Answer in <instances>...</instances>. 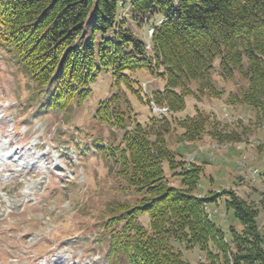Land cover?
<instances>
[{
	"label": "trees",
	"instance_id": "obj_1",
	"mask_svg": "<svg viewBox=\"0 0 264 264\" xmlns=\"http://www.w3.org/2000/svg\"><path fill=\"white\" fill-rule=\"evenodd\" d=\"M130 8L139 24L151 21L150 48L123 26L118 0H0V50L47 87L42 110L81 104L102 68L139 99L141 87L129 72L143 69L164 79L145 102L167 105L169 117L141 123L119 92L94 110L95 120L122 131L103 152L119 188L134 195L105 207L109 216L101 226L109 254H123L130 264H264L257 208L235 191H223L242 225L230 228L229 240L207 211L218 193L195 192L202 164L187 162L166 141L176 128L190 141L203 132L240 139L239 132L222 133L215 116L197 105L192 116L173 114L193 94L187 86L192 80H199V91L218 93L209 77L215 66L226 78L239 72L247 85L231 97L264 120V0H130ZM154 13L158 17L151 20ZM179 246L198 247L206 259L191 262Z\"/></svg>",
	"mask_w": 264,
	"mask_h": 264
},
{
	"label": "rangeland",
	"instance_id": "obj_2",
	"mask_svg": "<svg viewBox=\"0 0 264 264\" xmlns=\"http://www.w3.org/2000/svg\"><path fill=\"white\" fill-rule=\"evenodd\" d=\"M157 17L150 15L151 20ZM118 18L142 41L148 40L151 21L139 24L130 0H118ZM129 73L141 87L142 99L123 84L117 87L111 71L102 68L81 104L42 110L47 87L0 50V264H130L123 254L108 253L101 226L109 216L106 205L134 197L131 189L119 188L103 152L119 141L122 131L93 117L98 102L113 92L129 101L137 121L151 116L145 101L153 90L164 87V79L143 69ZM209 77L218 93L201 92L199 80H192L187 86L193 94L173 114L192 116L197 105L215 116L222 133L239 132L240 139L224 141L203 132L190 141L176 128L166 141L187 162L202 164L195 192L203 197L218 193L215 201L207 202V211L229 240L230 228L239 231L242 225L234 209L226 207L224 190L235 191L257 208L264 236V120L231 97L247 85L238 71L226 78L215 66ZM164 169L168 172L166 163ZM179 248L191 262L206 259L198 247Z\"/></svg>",
	"mask_w": 264,
	"mask_h": 264
},
{
	"label": "built area",
	"instance_id": "obj_3",
	"mask_svg": "<svg viewBox=\"0 0 264 264\" xmlns=\"http://www.w3.org/2000/svg\"><path fill=\"white\" fill-rule=\"evenodd\" d=\"M146 47H147V45H146ZM151 111L159 117L160 115H164L167 112V106L164 107V106H159V105L153 104Z\"/></svg>",
	"mask_w": 264,
	"mask_h": 264
},
{
	"label": "bare ground",
	"instance_id": "obj_4",
	"mask_svg": "<svg viewBox=\"0 0 264 264\" xmlns=\"http://www.w3.org/2000/svg\"><path fill=\"white\" fill-rule=\"evenodd\" d=\"M161 116V115H160Z\"/></svg>",
	"mask_w": 264,
	"mask_h": 264
}]
</instances>
